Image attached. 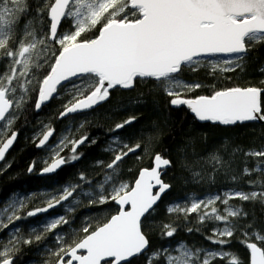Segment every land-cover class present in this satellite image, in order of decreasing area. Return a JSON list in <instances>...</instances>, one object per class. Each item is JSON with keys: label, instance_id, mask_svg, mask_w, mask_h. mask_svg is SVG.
<instances>
[{"label": "snow or ice", "instance_id": "snow-or-ice-1", "mask_svg": "<svg viewBox=\"0 0 264 264\" xmlns=\"http://www.w3.org/2000/svg\"><path fill=\"white\" fill-rule=\"evenodd\" d=\"M35 12L36 16L28 19L23 34L17 37L16 26L20 18L29 14L28 0H0V58L6 61L5 70L0 73V161L5 160L6 153L17 140L18 133L12 130V125L33 93L37 111L53 98H59L61 92L70 97L59 113L58 118L63 119L107 101L112 89H133L138 80H151L155 88L171 98V106H186L200 122L224 126L264 122L261 105L264 89L255 86L215 89L213 84L208 85L215 89L210 95L186 98V93L205 85L183 78L186 71L196 72L201 68L212 77L243 70L242 62L248 52L264 43V0H43L42 3L36 0ZM45 19L48 21L46 30L43 27ZM34 20L39 28L33 26ZM62 24L67 25V30ZM89 32L95 33L93 38H87ZM217 55L227 58L218 62L206 59ZM45 66L47 71L39 76ZM135 119L132 116L117 123L112 131L125 128ZM83 127L82 122L80 128ZM71 131L68 128L53 144H49V140L55 129L49 125H44L34 135L36 147L48 145L50 154L40 170L41 175L54 173L65 164L80 159L82 154L77 153V148L88 140V136L69 141ZM7 132L11 135L4 139ZM69 144V155L62 156L61 152ZM140 148L139 142L130 146L119 136L111 137L104 150L112 153L113 158L106 165L110 171L102 179L93 185L80 173V183L45 190L49 194L42 202L43 206L25 213V217H35L62 207L63 214L45 217L42 224L29 229L39 241L43 233L68 226L67 230L56 232L57 247L47 249L48 255L57 258L55 264H133L132 258L150 249V240L143 228L161 195L170 188L161 179L160 169L171 162L156 154L155 166L151 170L142 169L134 183L117 180L119 164ZM244 155L264 158V150L249 151ZM211 159L216 164L221 163L218 155ZM262 164L264 160L252 170L244 167L243 174L264 171ZM34 167L35 163L28 171L31 173ZM194 175L199 177V173ZM248 183L264 187L260 181ZM154 188L157 189L155 193ZM33 195L35 193H14L7 201L0 202V231L22 219L19 213ZM81 197L87 199L89 206L100 207L114 202L118 208L115 214L104 217V222L94 228L85 218L77 230L72 227L69 214L81 203ZM257 198L264 202V191H226L223 198L217 194L194 199L185 207L174 205L169 211L183 212L185 216L197 213L201 223L205 220L221 222L223 227H214L206 239L223 246L231 243L237 231L230 218L248 215L242 208L228 206L229 200L255 201ZM217 201L228 206L224 214L215 206ZM101 211L105 209L101 207ZM164 228L163 236H174V227L165 225ZM20 231V226L9 229L7 242L0 238V264H14L19 245L33 242L31 238L19 237ZM241 231L245 239L240 243L250 252V264H264V235L258 231ZM77 236L80 238L76 239ZM252 237L257 242H251ZM217 258L226 264H243L238 254L223 247L219 250L193 248L183 241L151 251L147 255V264H213Z\"/></svg>", "mask_w": 264, "mask_h": 264}, {"label": "trees", "instance_id": "trees-1", "mask_svg": "<svg viewBox=\"0 0 264 264\" xmlns=\"http://www.w3.org/2000/svg\"><path fill=\"white\" fill-rule=\"evenodd\" d=\"M28 4L29 14L22 16L16 26L17 37L22 35L28 19L36 16V0H28ZM47 23L45 19L43 25L45 30ZM62 27L67 30L66 24H62ZM94 34L89 32L86 36L93 38ZM0 60V73H2L6 61L4 58ZM242 63L243 70L218 73L216 77L207 75L205 68L196 72L186 71L183 77L185 80L200 82L205 87L186 93L185 97L196 98L198 95H210L215 89L228 87L255 86L264 89V71H261L264 68V43L254 46ZM46 71L45 66L38 75L42 76ZM213 84L215 89L208 87ZM69 98L61 92L59 98H53L48 105L37 111L34 108L36 95L33 93L23 105L19 118L12 125V130L18 133L17 142L5 160L0 163V202L7 201L14 193L25 195L35 193L28 201L27 210L43 206L40 192L52 190L57 185L78 184L80 173H83L94 185L110 171L106 165L111 162L113 154L104 149L108 147L111 137L119 136L121 141L130 146L139 142L141 148L135 153H130L119 164L117 180L134 183L142 169L152 168L156 154H161L171 162V168L163 176L164 182L170 185V191L163 197L155 211L147 217L143 228L150 240V249L142 257L134 259L133 264H147V255L151 251L176 245L180 241L193 248L219 250L223 247L225 250L238 254L243 264H250L249 251L240 243V240L245 239L241 229L249 233L258 231L264 235V202H261L259 198L255 201L230 200L235 207L242 208L248 215L230 218L237 226V231L231 238V243L223 246L214 245L206 239L212 234V229L217 227L216 221L205 220L201 223L196 213L185 216L183 212H173L169 209L174 204L191 201L195 197L201 199L208 195H222L226 191H264L261 184L248 183L250 180L264 183V171H253L251 175L243 174L244 167L252 170L259 161L264 160V158L244 155L249 151L264 150L263 124L255 121L224 126L213 122H200L194 119L185 107L171 106L169 104L171 98L155 88L151 80H138L133 89H113L110 98L93 111L60 119L58 117L62 111V105ZM261 105L264 107V93L261 96ZM132 116L136 117L132 124L126 125L119 131H112L117 123ZM82 122L84 127L80 128ZM44 125L55 129L51 144L59 140L70 127L76 140L84 135L88 136V140L77 149V153L82 154L80 159L65 164L58 173L50 177L40 175V170L44 167L42 162L47 152L46 147L38 149L33 141L34 135L40 132ZM10 135L11 132H8L4 139ZM149 137H151L150 141ZM91 140L96 142L89 143ZM70 148L71 146L61 155L68 156ZM237 149L239 151H236ZM213 155L221 158L220 164L214 163L211 159ZM97 161L103 163L98 164ZM33 163L35 167L30 173L28 169ZM261 167L264 169V164ZM195 173H199V177L194 175ZM233 176L237 179L233 180ZM85 187L88 186L85 185ZM101 207L105 211L102 212ZM117 208L114 202L98 207L89 206L86 201L76 206V210L69 214V219L73 221L72 227L77 230L82 227L85 218L94 228L98 223L104 222V217L115 214ZM59 214H63V210L59 209L53 213V215ZM41 219H43L42 216L31 217L26 222L20 223V236L25 239L31 238L33 242L30 245L22 243L19 245L18 251L14 254V264L41 263L47 258L51 264H55L57 258L48 257L46 247H55L51 238L58 231L45 233L39 241L27 232ZM249 224L250 228L247 227ZM165 225L176 229L173 237L162 235ZM189 228L192 229L191 232L188 231ZM67 229V225L60 228L61 231ZM79 238L80 236L77 239ZM251 242H257L255 237L251 238ZM258 245L260 246L259 242ZM42 249L45 251L42 252ZM213 264H226V261L217 258Z\"/></svg>", "mask_w": 264, "mask_h": 264}, {"label": "rangeland", "instance_id": "rangeland-1", "mask_svg": "<svg viewBox=\"0 0 264 264\" xmlns=\"http://www.w3.org/2000/svg\"><path fill=\"white\" fill-rule=\"evenodd\" d=\"M33 26L34 27H36V26H40L39 24H37L36 22L33 24ZM22 34H23V30H22ZM227 57H214V58H209L208 60H210V61H221V60H223V59H226ZM4 70H5V68H4ZM71 128V127H70ZM72 129V128H71ZM8 133V132H7ZM7 133H6V135H7ZM65 134V133H64ZM63 134V135H64ZM73 134H74V132L73 131H71V132H69L68 133V140L69 141H71V140H73V139H75L74 138V136H73ZM6 135H4V137L3 138H5V136ZM63 135H62V137H63ZM62 137H60L59 139H61ZM49 144H51V142L49 143ZM71 145L69 144V146L68 147H70ZM47 147H48V145L46 146V150H47ZM67 148H65V150H66ZM64 150V151H65ZM63 151V152H64ZM62 153V152H61ZM49 152L47 151L46 152V155L44 156V159H43V164H44V161L49 157ZM44 166H45V164H44ZM87 188V187H86ZM77 191H79V189L77 190ZM20 195H25V194H23V193H19ZM40 194H41V196H42V201H44L45 199H46V197L48 196V194H49V191H44V192H40ZM208 196H214V195H208ZM208 196H206V197H208ZM222 196V198H223V194L221 195ZM206 197H204V198H206ZM204 198H201V199H204ZM194 199H199V198H197V197H195V198H193L192 200H194ZM191 200V201H192ZM29 201V200H28ZM28 201H26V206L20 211V215H21V217H22V219L21 220H19V221H15L12 225H9V228H7V229H3V231H0V236H2V240H3V242L5 241V240H7L8 238H9V235H7V234H9V229H12V228H15V227H17V226H20V223H22V222H26L29 218H31V217H25V213L27 212V211H29V210H27V207H28ZM87 201V199L86 198H83V197H81V203L82 202H86ZM191 201H187V202H183V203H181V204H176V205H180L181 207H185V206H187ZM66 203H68V202H66ZM80 203V204H81ZM79 204V205H80ZM175 205V204H174ZM174 205H172V206H174ZM172 206H170V207H172ZM219 210H220V212H221V214H224V209H225V207H228V206H234L232 203H231V201L229 200V205L228 206H226V205H223L220 201H217V203H216V205H215ZM235 207V206H234ZM75 208H76V206H75ZM59 209H61V210H63L62 209V207H59V208H57L56 210H53L52 212H50L48 215H45V216H42L43 217V219H41V220H39V221H37L34 225H32L31 227H33V226H38V225H40V224H42L43 222H44V219H45V217H52V216H56V215H53V213L55 212V211H57V210H59ZM197 214V213H196ZM39 218V217H38ZM217 222V227H223V224L221 223V222H218V221H216ZM65 226V225H64ZM64 226H62V227H64ZM30 227V228H31ZM29 228V229H30ZM29 229H28V234H30V235H32L33 236V238H35V233H30V231H29ZM58 232H62L61 230H60V228H58V229H56ZM21 232V231H20ZM45 233H50V232H45ZM45 233H43L42 235H44ZM21 234L19 233V237H22V236H20ZM42 235H41V237H42ZM55 236V235H54ZM54 236L51 238L50 236H49V239L51 238V240H52V243L53 244H55V247H46L47 249H55L56 247H57V245H56V242H55V240H54ZM78 238V236L76 237V239ZM66 240H67V237H66ZM47 256L48 257H54V256H50V255H48V253H47ZM49 260V258H47V259H45L43 262H41V263H33V264H46V262Z\"/></svg>", "mask_w": 264, "mask_h": 264}, {"label": "water", "instance_id": "water-1", "mask_svg": "<svg viewBox=\"0 0 264 264\" xmlns=\"http://www.w3.org/2000/svg\"><path fill=\"white\" fill-rule=\"evenodd\" d=\"M214 57H225V56H223V55H217V56H212V57H208V58H214ZM0 64H1V60H0ZM113 90V89H112ZM125 90H128V89H125ZM51 101H49V102H47L45 105H43L42 107H44V106H46V105H48L49 103H50ZM103 103V102H102ZM101 103V104H102ZM101 104H99V105H97V106H95L93 109H91V110H87V111H85V112H79V113H76V114H69V116H67V117H64L63 119H67V118H69V117H71V116H75V115H79V114H83V113H87V112H90V111H93L94 109H96V108H98ZM41 107V108H42ZM182 107H185L186 109H188L186 106H180V107H174V108H182ZM40 108V109H41ZM189 110V109H188ZM190 111V110H189ZM191 113V112H190ZM192 114V113H191ZM193 115V114H192ZM258 122H260V121H258ZM245 123H249V122H245ZM261 124H263L264 125V122H260ZM53 138V137H52ZM52 138H50V140H49V143H50V141L52 140ZM17 139H18V136H17ZM16 142H17V140L14 142V144L12 145V147L9 149V151L6 153V156L11 152V150L14 148V146H15V144H16ZM47 146V145H46ZM45 146V147H46ZM81 146V145H80ZM79 146V147H80ZM78 147V148H79ZM38 148V147H37ZM77 148V149H78ZM38 149H43V148H38ZM162 158H164L161 154H159ZM6 156H5V158H6ZM165 159V158H164ZM3 161H0V163H2ZM155 166V162H154V160H153V166H152V168ZM63 168V166L61 167V168H59V169H57V171L56 172H54V173H50V174H44V175H41V176H43V177H50V176H53V175H55L56 173H58L61 169ZM152 168H149V170H151ZM171 168V163H170V165L169 166H167V167H162L161 169H160V171H161V179L163 180V176H164V174H165V172L167 171V170H169ZM164 181V180H163ZM156 188H154L153 189V192L155 193L156 192ZM170 191V188L165 192V193H163L162 195H161V199L157 202V205H155L154 207L156 208L159 204H160V202H161V200L163 199V197L168 193ZM66 203V202H65ZM115 204V203H114ZM117 206V205H116ZM118 207V206H117ZM59 208V207H58ZM57 209V208H56ZM56 209H50L49 210V212L48 213H41V214H39V215H37V216H35V217H32V218H38V217H41V216H45V215H48L50 212H52L53 210H56ZM259 246V245H258ZM149 251V249L148 250H146V252L145 253H142V254H140V256L139 257H142L143 255H145L147 252ZM249 251V250H248ZM139 257H134V258H132V260H134V259H136V258H139ZM66 259H67V257H66ZM249 263H250V252H249Z\"/></svg>", "mask_w": 264, "mask_h": 264}, {"label": "built area", "instance_id": "built-area-1", "mask_svg": "<svg viewBox=\"0 0 264 264\" xmlns=\"http://www.w3.org/2000/svg\"><path fill=\"white\" fill-rule=\"evenodd\" d=\"M206 59H208V58H206Z\"/></svg>", "mask_w": 264, "mask_h": 264}]
</instances>
